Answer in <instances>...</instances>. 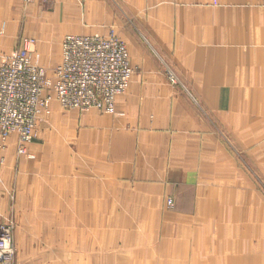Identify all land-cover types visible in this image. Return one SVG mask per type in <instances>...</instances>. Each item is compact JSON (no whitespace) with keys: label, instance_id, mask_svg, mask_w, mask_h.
<instances>
[{"label":"rangeland","instance_id":"obj_1","mask_svg":"<svg viewBox=\"0 0 264 264\" xmlns=\"http://www.w3.org/2000/svg\"><path fill=\"white\" fill-rule=\"evenodd\" d=\"M51 1H21L26 16L20 31L50 12ZM103 1L112 23L100 36L115 35L140 60L141 85L152 80L170 88L164 97L179 96L202 118L197 166L203 173L161 182V190L145 175H117L106 160L101 128L89 131L85 125L90 113L114 121L115 111L69 109L52 99L30 142L20 145L10 134L0 150V223L13 228L15 264H264V95L259 89L244 94L243 78L214 80L210 70L190 64L194 57L167 52L165 39L170 42L171 33L176 40V12L184 10L183 26L194 30L195 17L186 8H195V0ZM203 1L236 12V42H249L248 23L253 36H263L264 0ZM166 8L168 17L172 10L171 25ZM4 26L1 21L0 38ZM28 39L31 63L53 79L63 39L40 42L21 34L17 42L3 40L0 61ZM183 39L195 42L186 31ZM144 56L153 71L144 68ZM133 70L132 76L139 72ZM153 73L159 79H150Z\"/></svg>","mask_w":264,"mask_h":264},{"label":"crops","instance_id":"obj_2","mask_svg":"<svg viewBox=\"0 0 264 264\" xmlns=\"http://www.w3.org/2000/svg\"><path fill=\"white\" fill-rule=\"evenodd\" d=\"M195 1V8H186L187 15L195 17L194 30L191 31L189 27L186 30L183 26L184 10L176 12V40H172L171 33L170 42L168 37L165 39L167 52L176 58L183 54L189 56L190 60L194 57L195 62L191 61L190 64L196 63L201 71L210 70L214 80L243 78L244 94H248L247 89L249 93L259 89V93L264 95V30L262 37L253 36L251 23H248L249 42H236V12L204 6L203 0ZM51 3L50 12L40 13V18L37 21L32 19L29 24L27 22L21 32L20 24L26 16L21 0H0V22H5L4 37L0 38V42H17L21 34L36 37L40 42L62 40L67 31V35H103L112 23L111 9L103 0H52ZM167 9L165 20L168 24L169 19L171 25L172 10L168 17ZM246 14L250 20V8ZM185 31L195 42H184ZM128 54L131 67L139 72L131 77L127 90L116 99L115 120L99 118L95 113H90L89 116H93L90 119L86 116L85 125L89 131L96 126L101 128L106 160L116 169L117 175H145L148 181L159 183L156 190L163 189L160 183L164 181L178 183L192 180L196 174L203 173L202 165L197 166V152L202 150V140L198 141V136L203 133L202 118L193 106L181 103L183 101L179 96L164 97L172 93L170 88L158 87L152 80L148 85H141L138 79L141 78L142 63L133 53ZM142 61L144 68L154 70L146 56ZM150 79L159 78L153 73ZM248 109L252 110L253 107ZM254 109L257 110L258 106L254 105ZM259 109L263 111L264 105L260 103ZM165 112L168 114L165 115ZM96 117L106 125L101 127ZM106 126H113L114 129H107ZM91 134L93 132L86 133L85 137Z\"/></svg>","mask_w":264,"mask_h":264},{"label":"built area","instance_id":"obj_3","mask_svg":"<svg viewBox=\"0 0 264 264\" xmlns=\"http://www.w3.org/2000/svg\"><path fill=\"white\" fill-rule=\"evenodd\" d=\"M31 44L24 40L0 61V150L10 134L20 145L30 142L39 116L49 112L55 98L65 108L113 114L117 96L127 90L134 73L125 45L113 34L65 36L53 79L31 63ZM12 232L11 225L0 223V264H15Z\"/></svg>","mask_w":264,"mask_h":264},{"label":"bare ground","instance_id":"obj_4","mask_svg":"<svg viewBox=\"0 0 264 264\" xmlns=\"http://www.w3.org/2000/svg\"><path fill=\"white\" fill-rule=\"evenodd\" d=\"M255 206V205H254ZM75 214V213H74ZM254 216V215H253ZM80 218V217H79ZM101 218H102V216H101ZM73 220V219H72ZM79 220V219H78ZM81 225V224H80ZM79 225V226H80ZM91 225V224H90ZM85 227V226H84ZM183 227V226H182ZM257 228V227H256ZM193 238V237H192ZM130 239V238H129ZM170 239V238H169ZM259 246V245H258ZM149 249V248H148ZM223 249V248H222ZM239 249V248H238ZM226 250V249H225ZM251 250V249H250ZM228 252H229V250H228ZM223 253V252H222ZM162 254V253H161ZM99 255V254H98ZM217 255V254H216ZM240 255V254H239ZM243 255V254H242ZM91 256V255H90ZM97 256V255H96ZM250 256V255H249ZM254 256V255H253ZM200 257V256H199ZM259 257H260V255H259ZM97 258V257H96ZM100 258V257H99ZM204 259V258H203ZM208 259H210V258H208ZM247 259H248V257H247ZM252 259V258H251ZM96 260V259H95ZM99 260V259H98ZM202 260V259H201ZM205 260V259H204ZM257 260V259H256ZM255 260V261H256ZM91 261V260H90ZM97 261V260H96ZM229 261V263H230V260H228ZM123 262V261H122ZM180 262V261H179ZM186 262V261H185ZM184 262V263H185ZM227 262V261H226ZM93 263V262H92ZM258 263V262H257ZM96 264V263H95ZM194 264V263H193ZM208 264V263H207ZM227 264H228V262H227ZM242 264V263H241Z\"/></svg>","mask_w":264,"mask_h":264}]
</instances>
